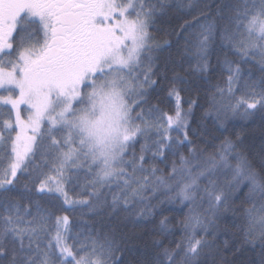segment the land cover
Segmentation results:
<instances>
[{
  "label": "snow or ice",
  "instance_id": "1",
  "mask_svg": "<svg viewBox=\"0 0 264 264\" xmlns=\"http://www.w3.org/2000/svg\"><path fill=\"white\" fill-rule=\"evenodd\" d=\"M153 12L146 10L144 0H0V105L8 115L0 125V264H118L120 249L114 240L92 233L83 239L79 233L72 236L68 216L55 217V235L42 246L43 238L51 236L53 213L33 202V214L22 201L33 193L30 185H36V193H58L65 204L91 205L93 199L99 201L100 189L115 184L121 195L113 196L111 207L115 210L122 202L127 208L135 198L144 199L149 176L158 171L149 173L142 163L153 150L147 143L149 132L155 129L160 137L152 141L154 156L165 150L176 154L188 140L191 104L185 112L175 87L168 93L176 100L174 114L143 107L147 86L157 83L149 33ZM228 20L219 31L221 45L242 59L225 60L227 92L219 85L217 91L226 98L224 111L248 116L264 110V76L245 79L240 66L257 55L264 65V0H237ZM200 28L195 57L198 69L206 72L216 25L202 23ZM133 105L140 107L135 115ZM172 131H184L183 139H174ZM139 137L146 143L138 159L135 152L126 158ZM233 148L226 140L220 153L196 163L181 155L167 179L157 178L152 191L163 186L168 201L179 199L188 213L180 222L182 236L175 249L162 248L156 264H202L205 250L214 249V241L206 237L214 235L210 229L217 214L228 210L241 184L248 188L246 201L251 203L244 210L246 235L255 239L258 230L264 245V177L239 154L231 169L228 154ZM37 154L43 163L34 165ZM225 168L233 175L222 184L214 177ZM177 175L188 179L169 195L174 189L168 181ZM21 178L24 192L17 195ZM70 184L90 188L89 198L71 199L66 189ZM159 223L161 235L171 234L168 217Z\"/></svg>",
  "mask_w": 264,
  "mask_h": 264
},
{
  "label": "trees",
  "instance_id": "2",
  "mask_svg": "<svg viewBox=\"0 0 264 264\" xmlns=\"http://www.w3.org/2000/svg\"><path fill=\"white\" fill-rule=\"evenodd\" d=\"M152 1L144 0L146 10L150 8ZM190 1L194 3L193 13L188 5ZM236 2L237 0H185L182 5L163 4L160 10L163 11L162 16L158 14L160 11L158 13L153 12L152 18H155V23L153 26H149V33L156 40L155 42L158 43V46H153L152 66L156 63L158 65V73H165L166 79L156 80V84L147 86L148 95L146 99L148 103L143 105V107L146 109L148 106H157L164 112L163 105H169L165 112L174 114L176 100L174 96H169L168 93L170 89L175 87L180 93L181 107L185 112H188L191 104V111L187 116L188 127L186 131L188 137L195 139L202 150H206L209 155L220 153L224 142L226 140L231 141L234 145L233 150L228 154V163L231 169L234 170L237 164V160L233 159V157L239 154L251 164L252 170L259 177H264V110H253L251 115L248 116L224 111L221 105L226 102V98L222 99L217 91V85H219L227 92L229 75V73L220 74L219 63L222 62L228 68L225 63L228 57L227 53L238 58V60L234 61H240L242 58L235 55L234 51L232 53V50L229 52L224 51L221 42H213L209 51V67L207 70L208 74H206L198 69L195 57L194 45L198 30L196 31L190 25L192 19L195 20L199 16L200 23L196 22V24L200 25L202 19L204 21L209 19L210 22H213L212 19L219 13L229 18L231 9ZM228 24L229 20L224 19L221 26L224 28ZM183 30H185L184 33L182 32ZM219 31L216 26V34L218 33V36ZM189 33L191 36H189ZM181 34L187 36L189 43L192 45L189 46L186 42L179 39ZM217 40H220L219 37L214 41ZM259 61L260 57L258 55L250 56L247 62L241 63L240 66L245 64L254 66L256 63L259 65ZM241 68L244 78L249 79L246 73L247 69ZM254 80L259 81L257 78H254ZM187 88L188 90H186ZM239 95L240 93L237 92L236 96L238 97ZM133 107L134 114L140 111V107L135 105ZM2 118H8L7 112L0 115V125L5 120ZM162 131L163 129H161ZM4 134L7 135V132ZM177 134L180 138L184 136L182 132ZM151 135L157 137L155 129L149 132V136ZM137 142L138 140L133 144L131 150L128 151V157L133 152L137 154ZM151 153L152 156L149 159L153 160L154 158L151 164L158 171H156L154 176H149V187L143 192L144 199L136 198L137 201L134 200L127 208L121 202L115 210L112 209L113 196L121 195L115 184L111 188L100 189L102 195L99 201L93 199L91 205L63 204L59 201L58 193L45 192L36 194V185H30L33 188V193L30 196L26 195L22 203L29 205L33 214L36 213L35 203H38L41 209L50 210L53 213L49 222V226L52 229L51 236L43 238L42 246L54 236L55 217L66 215L69 217L72 236H76L79 233L80 239H83L84 236L92 233L93 235L101 234L114 240L120 249L117 253L119 257L118 264H156L157 253L162 248L175 249L176 243L180 241L182 236L180 222L183 221L188 213V208L184 207L179 202V199L170 203L167 196L163 194L167 191L163 186H159L156 192H153L152 188L157 187L158 177L168 178L169 173L172 171L173 162H176L177 166H179L181 155L191 160L192 163L193 159L190 158L188 153L162 155L160 159L157 155L154 156L152 151ZM3 155L4 153L0 151V157H3ZM40 163H43V161L40 155L37 154L33 164ZM143 165H146L145 168L150 173L152 167L150 166L149 168L147 162ZM225 171H227V168L214 177L222 184L229 181L227 179L228 176L221 177ZM228 172L233 173L232 171ZM184 179L177 175L174 180L169 181V184H172L174 189L169 195H175L179 191L177 186L179 188L182 187L188 178L185 177ZM23 184L24 179L21 178L17 189L23 188ZM66 189L69 193L72 192L71 197L73 200L83 199L88 195V191L91 190L89 188L88 191H84L80 186L71 184L66 185ZM81 192L85 194H81ZM247 192V187H244V185L239 186L230 198L228 210L222 209L217 214L214 227L210 229L214 235L206 237L214 241V249L211 253L205 250L207 255L206 257H201L202 264H261L264 245L261 244L259 239V231L256 232L255 239L246 235L248 223L244 210L251 207V203L246 201ZM158 193H161L162 196ZM159 199H163V201L158 205H154L153 201ZM235 200L238 201V204H233ZM52 202H58L59 204L52 207ZM163 217H168L169 219L171 234H160L159 222ZM27 219H31V217H27ZM157 241H161L162 244L157 245ZM72 242L69 239L68 243L71 244ZM177 260L179 261V257Z\"/></svg>",
  "mask_w": 264,
  "mask_h": 264
},
{
  "label": "bare ground",
  "instance_id": "3",
  "mask_svg": "<svg viewBox=\"0 0 264 264\" xmlns=\"http://www.w3.org/2000/svg\"><path fill=\"white\" fill-rule=\"evenodd\" d=\"M172 1H177V2H172ZM183 2H185V0H153L152 2H151V4H150V8H153L154 9V12H156V13H158L160 10H161V7L163 6V4H170V5H178V4H180V5H182L183 4ZM190 3H192V4H190ZM190 3H188V5H189V8H190V11L193 13L194 12V6H193V2L192 1H190ZM160 16H162L163 15V11H160L159 13H158ZM199 16H197L196 18H195V20H193L192 19V23L190 24L191 26H193L194 27V29L198 32V34L200 33V31H201V28H200V25H198V24H196V22L199 20ZM154 19L155 18H152V23L150 24V26H153V24L155 23V21H154ZM228 20V18H227V16L226 15H222V14H216V17L215 18H213L212 19V21L215 23V25L219 28V30H221L222 29V27L223 26H221L222 25V22H223V20ZM210 22V20L209 19H207L206 21H204L203 19H202V21H201V24L202 23H209ZM183 33L185 32V30H183L182 31ZM197 34V35H198ZM189 36H191V34L189 33ZM218 33L216 34V38L218 39ZM179 39H181V40H183V42H186V44L187 45H192L191 43H189V39H188V37L187 36H185V35H180L179 36ZM185 40V41H184ZM156 40L155 39H153L152 38V44H153V46L154 47H157L158 45V43H156L155 42ZM155 42V43H154ZM214 43H217V42H220V40H217V41H213ZM170 46V45H169ZM169 46H167V47H169ZM211 48V47H210ZM222 49L224 50V51H226V52H229L230 50L229 49H226V48H224L223 46H222ZM161 50H162V48H161ZM210 51V50H209ZM232 53H233V51H232ZM227 60H238V58L237 57H234V56H232L230 53H227ZM188 58H189V56H187ZM154 66V67H153ZM152 66V70H153V72L155 73V75H153L152 76V79L153 80H164V79H166V75H165V73H163V74H161V72L160 73H158V71H157V69H158V65L156 64V63H154V65ZM219 72H220V74H226V73H228V68L221 62V63H219ZM241 67H243V68H246L247 69V76L249 77V79L250 80H254V78H257L258 80H260L261 79V77L262 76H264V71H262V68H264V65H262L261 63H260V61H259V65L256 63L254 66H252V65H250V64H245V65H243V66H241ZM222 71H223V73H222ZM206 74H208L207 73V71L205 72ZM141 79H142V77H141ZM178 84V83H177ZM183 86V85H182ZM187 86H188V84H187ZM186 86V87H187ZM186 90H188V88L186 89ZM169 108V105H163V109H165V110H167ZM13 117H14V114H13ZM12 120H13V118H12ZM14 133V132H13ZM175 131H172V132H170L169 134L175 139ZM15 134V133H14ZM158 139H160V137L158 138ZM180 139H183V137H181ZM189 141H190V143H189ZM148 143V145H149V147L150 148H152L153 150H154V146H153V144L152 143H150V141H148L147 142ZM166 143H167V141H166ZM143 144H145V143H136V145H137V148H138V152H137V158L139 157V154H140V148H141V146L143 145ZM189 147H191V148H198V150H199V153L200 152H202L203 150H202V148L198 145V143L196 142V140L195 139H193V138H191V137H188V140L187 141H184V143L183 144H181L180 145V147H179V150L176 152V154H184V153H188L189 152V150H188V148ZM163 155H167V156H169V155H173V153L171 152V151H168V150H165L164 151V154ZM190 155V154H189ZM152 155H151V151H147L146 153H145V158H149V157H151ZM202 156H203V160H205V159H207L210 155L208 154V152L206 151V150H204L203 151V153H202ZM80 183L81 184H83L84 183V181H83V178H81V181H80ZM75 186H79V185H75ZM20 192H24V189L23 188H18L17 189V193H14V194H17L18 195V193H20ZM37 194V193H36ZM158 194H160L161 196H162V194L161 193H158ZM72 192L71 193H69V197L71 198V199H73L72 197ZM159 196V195H158ZM157 196V197H158ZM135 200L137 201V199L135 198ZM59 201H61L63 204H65L64 203V199H63V197L62 196H59ZM163 201V199H159V200H154L153 201V203H154V205H158V204H160L161 202ZM59 203L58 202H52V204H51V206L52 207H55L56 205H58ZM233 204H238V201L237 200H235V201H233ZM247 226H248V224H247ZM258 231V230H257ZM54 235H55V233H54Z\"/></svg>",
  "mask_w": 264,
  "mask_h": 264
},
{
  "label": "rangeland",
  "instance_id": "4",
  "mask_svg": "<svg viewBox=\"0 0 264 264\" xmlns=\"http://www.w3.org/2000/svg\"><path fill=\"white\" fill-rule=\"evenodd\" d=\"M235 55H237V56H239L237 53H235ZM165 111H167V110H164V112ZM5 112H7L6 110H4L3 109V106L2 105H0V115H2V114H4ZM170 113V112H169ZM172 114V113H171ZM133 115H135L134 113H133ZM12 118H13V122L15 121V115H14V117L12 116ZM2 119H7V118H2ZM183 134H184V131H181ZM15 134L13 133V136H14ZM178 136V134L177 133H175V138ZM158 138H159V136H149V138H148V140H147V142L148 141H150V143H152V141H154V140H158ZM138 143H146V140H145V138H143V137H139L138 139ZM136 149V148H135ZM131 150V149H130ZM137 151H138V148L136 149ZM188 150H189V152H188V155L190 154V158L191 159H193V163H196V161L197 160H199V161H201V162H203L204 160H203V156H202V153H203V151L202 152H200L199 153V150H198V148H191V147H189L188 148ZM191 150V151H190ZM152 152H153V150H152ZM151 155H152V153H151ZM129 156V153H126V158ZM158 157H159V159H160V157H162V155H157ZM210 156H211V154H210ZM153 160H154V158H153ZM153 160H150L149 158H145V161H143V164H145L146 162H147V164H149V168H150V166L152 167V168H155L152 164H151V162L153 163ZM144 167H146V165H144ZM223 170V169H222ZM222 170H221V172H222ZM229 170L227 169V171H225L224 173H223V175L221 176V177H224V176H228V180H231L232 179V175H233V173H231V172H228ZM226 173V174H225ZM160 175V174H159ZM185 180V179H184ZM224 180H226V179H224ZM170 181V180H169ZM168 181V182H169ZM241 185H243V184H241ZM240 185V186H241ZM177 188H178V190H179V187L177 186ZM81 194H85L84 192H81ZM89 197H88V195H86L83 199H88ZM76 200H79V199H76ZM68 205V204H67ZM64 216H66V215H64ZM63 217V216H62Z\"/></svg>",
  "mask_w": 264,
  "mask_h": 264
}]
</instances>
